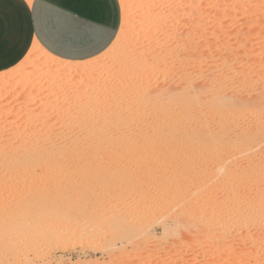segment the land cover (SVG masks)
I'll list each match as a JSON object with an SVG mask.
<instances>
[{"label":"rangeland","instance_id":"374dc122","mask_svg":"<svg viewBox=\"0 0 264 264\" xmlns=\"http://www.w3.org/2000/svg\"><path fill=\"white\" fill-rule=\"evenodd\" d=\"M120 5L119 34L78 71H72L73 61L37 47L30 50L40 52V60L20 68L29 50L0 71V151L12 145L21 146V156L43 150L36 168L29 164L33 175L19 159L13 184L26 192L40 179V193L61 202L65 217L44 243L28 241V258L35 264H264V220L257 225L252 208L264 197V0H120ZM168 29L177 34L171 42ZM175 40L183 48L175 47ZM190 40L212 42L199 47L206 48L202 69L211 67L217 77L224 73L241 108L235 114L231 108L234 120L224 127L187 130L191 140L182 144L169 140L174 109L166 93L180 95L194 77L201 78L185 54ZM169 43L177 51L156 64L154 54L167 51ZM61 66H68V76L53 69ZM133 73L142 79L132 80ZM254 98L260 99L255 115ZM113 99L121 101L113 107ZM218 134L220 141L212 142ZM49 142L63 143L60 163L49 161L54 156ZM158 145L162 149L156 150ZM221 151L230 156L218 157ZM231 163L237 175L246 174L244 182L228 178ZM243 184L251 198L242 196ZM244 205L250 219L235 220L239 215L232 214ZM212 208L221 213L210 214ZM219 217L228 223L217 224ZM205 220L217 237L193 236ZM75 223L77 229H92L81 235ZM39 250L49 256L36 259Z\"/></svg>","mask_w":264,"mask_h":264},{"label":"bare ground","instance_id":"6f19581e","mask_svg":"<svg viewBox=\"0 0 264 264\" xmlns=\"http://www.w3.org/2000/svg\"><path fill=\"white\" fill-rule=\"evenodd\" d=\"M168 30H169V42H171L172 40H174L176 32L174 30H171V29H168ZM195 30H196V28H194V31ZM199 32L201 34V29ZM121 33L122 32H120V34ZM167 33H168V31H167ZM167 33L163 32V35L165 34V38L167 37L166 36ZM195 33L197 34L198 31ZM118 34H119V32H118ZM197 37H198V35H197ZM165 38H163V39H165ZM198 38L200 39V36ZM161 39H162V37H161ZM194 40H196V39H194ZM192 41L190 40V42H192ZM187 42H189V41H187ZM193 42L194 43L196 42L195 46H194ZM193 42H192V44L186 43L187 44V47H186L187 51L185 52V54H186V57H188L187 58L188 60H189V58L193 59L192 69H193V71L195 70V71H198L200 73V75H198L199 78L201 77L200 80H197L195 77L194 78L191 77V78L195 79L196 81L193 80L194 81L193 84L188 83L190 85L189 86L190 89L188 87H186V86H188V85H186L183 92H181L180 95L172 97V95L166 93L167 101L172 103V107L174 109V116H173L174 118L170 119L169 123H168V126L170 128L169 140L173 141V142L179 141L182 144H184V142H186V141L191 140L189 138L190 135L186 133L187 130H192L193 128H201V127L208 125V124H213L216 127H224L228 123V121L234 120L233 114H235L236 110L238 112L239 109L241 108L238 97L235 94V91L232 90L231 86L227 84V77H226V75L225 76L223 75L224 73L221 74V75H223L222 77L220 74H218V75H220L219 76L220 78H219V77H217V75L215 76L213 74L214 72L210 71L212 69L211 67L210 68L208 67V70L203 71L204 67H202L203 65H201V62H203V61H199V60L201 57L203 59V57H204L203 55L206 54L204 52L205 49L210 48V46L212 47V42H211V45L209 42H208V45H204V43L206 41L204 43L202 42L203 44L201 42L197 43V41H193ZM161 43H162V46H164L163 42H160L159 44H161ZM173 43L175 44V47L178 45L176 40ZM157 45H158V43L156 44V46ZM170 46L172 47L171 43H169V45H168L169 48L167 51H164V50L161 52L156 51V53L154 54L155 55L154 60H155L156 64L165 61L164 55L166 53L168 55H170L169 52L173 51V50H170ZM31 47L32 48L37 47L38 49L45 52V54L50 55L37 42H33ZM178 47L183 48V46H180V45H178ZM199 47H201V48L206 47V48L201 50V49H199ZM175 50L173 52L177 51V50L176 51ZM181 50L182 49H180V51ZM30 51H31V53L25 57L23 62H21V63H23V66L21 67L20 64H19L20 66L18 65L20 68H24L27 66V64H29L35 60H38L39 56L42 57V54L40 52H38L36 54L34 52L36 50L32 51V49H31ZM39 53L41 55H38ZM205 59H206V57H205ZM85 61H87V59L73 61L74 66H73L72 71H78V69L80 68L82 63ZM211 61H213V59ZM223 62H224L223 59H222V63L219 62L222 66L221 68H225L227 66V64L225 62L224 63ZM211 63L216 64L218 62L214 61ZM211 63H209V61H208L207 65L208 64L210 65ZM164 64L167 65V63H164ZM53 65H52V67H53ZM205 65H206V63H205ZM212 66H213V68L214 67L216 68L215 65H212ZM217 66H219V65H217ZM53 69L56 72H61V73H66L67 71L70 72L69 71L70 69L68 68V66L56 67ZM190 70H191V68H190ZM201 71H203V72H201ZM67 74L68 73H66L64 76H68ZM135 75H136V77H135ZM131 76H129V78ZM198 76H196V77H198ZM137 77L139 79H142V75L140 73H139V75L134 74V77L132 76L131 78L133 80ZM136 80L137 79H135V81ZM190 81H191V79H187V81L185 80V82H190ZM193 81H191V82H193ZM179 82H180V80H179ZM185 84H187V83H185ZM170 85H172V84L170 83ZM143 89H144V87H143ZM168 89H170V88H168ZM171 89L173 90V88H171ZM121 96H120V99H121ZM259 100H260L259 98H254L251 100V106H252L251 108H252V112H254V113H252L253 115H255V113L258 112L257 104H258ZM106 101H108V100H106ZM117 101L118 100L113 99V101H111V103H112L111 106H113V102L116 103ZM120 101H118V102H120ZM122 101H124V100H122ZM108 104H109V101H108ZM119 104L121 105V104H123V102L119 103ZM111 106H109V107L112 108ZM231 108L234 111L233 114H232ZM92 122H94V121H91V124H92ZM161 123L162 122L158 121L157 125L161 126ZM132 129H133V133L136 134L137 130H135L134 128H132ZM239 131H241V130H239ZM218 136H219V134L214 135L212 142L217 143L218 141H220V138ZM58 144H63V143L60 142V143H56V144H51V142H49V144H48V148H50V149H48L49 150L48 153L51 152L52 155L54 154V156L49 159V161L50 162L52 161V163H60L64 158V152L61 150L60 145H58ZM244 145L245 144H242V146H244ZM61 146H63V145H61ZM159 146L160 145L156 146V150L162 149V147H159ZM20 147L21 146L12 145V146H10V148L8 150L4 149V151L3 150L0 151V183H2V182L8 183L11 181V183H9L11 185L0 187V264H35L32 261V259L28 258V255H27V252H28L27 247H29L28 241L31 239L35 242V244L44 243L43 241H46V239L50 235H52V234L55 235L58 232V229L60 227L58 223H60L62 221V219L65 218L64 215L60 212L61 207L59 208V205L61 204V202H59L60 204H58V202H55L54 199L51 200V199L45 198L43 196V194L40 193L39 189L37 188V186L39 184L38 182L40 181V179H39V181H36L34 184H32L30 186V189L26 192L19 191L17 189V187L15 186V184H13L14 183L13 176H14V174H16L18 172V168L21 167L19 159L25 160L24 162H22L24 164L23 167L28 170L27 172L29 174H32V175L35 174V170L34 169L29 170V168H31L29 166V164L33 165V167L36 168L35 165L38 164L39 159L40 160L42 159V155H40V154L43 153L42 152L43 150H41V151L40 150H37V151L32 150L29 153L27 152L23 156H21L22 154H19V152L21 151ZM181 150H183V148H181ZM221 152H223V151H221ZM230 153H231L230 151H227V153H224V152L223 153H217V156L219 154V156H221V158L222 157L225 158V156H227V155L230 156ZM51 154H50V156H52ZM186 160H188V159H186ZM219 164H221V163H219ZM233 166H235V163H231L230 167L228 168L229 170H228V173L226 174V175H228V178H230V179L235 178V179L239 180V182L240 181L244 182L247 179L246 174L243 172L240 175H237L235 173V171H233L231 168ZM183 167L179 170L180 173H183V171H184ZM222 167L220 166V168H222ZM230 169H231V171H230ZM219 177H221V176H219ZM219 177H217V178H219ZM224 177H227V176H224ZM235 179H233V180H235ZM231 181H232V179H231ZM177 182H179V181H177ZM180 183L178 185H180ZM188 183L190 184L189 181H188ZM181 185H182V183H181ZM184 185H187V184H184ZM184 185H182V186H184ZM242 189H243L242 196L246 199L251 198L252 195L250 194V191H248L246 184L242 185ZM221 202L224 204V201H221ZM223 204L220 206L222 207ZM215 206L217 207V204ZM198 207L199 206H196L195 208L201 209L200 207L199 208ZM221 207H219V209L212 208L213 210L209 211L210 214L215 213L214 211L216 209L220 210ZM246 208H247L246 205H244L240 210L237 208L238 209L237 211H239V214L234 211L237 214L234 213L232 215H237V216L239 215V216H238V218H236V216H234L233 218H235V220H236V219H240V217H242L241 218L242 220H244V219L249 220L250 215L244 214L246 211ZM252 208H254L253 210H255V212L257 213V216H258L255 219L253 218V220H254V222L257 223V225H260L262 219L264 220V197L260 198L259 200L254 201ZM192 210L194 211V206L192 207ZM228 210L229 209H227V211ZM196 211H198V210H196ZM201 211H205V210H201ZM220 211L219 212L217 211L216 213H221ZM229 212H231V211H229ZM196 214H197V212H196ZM210 214L208 215V218L210 217ZM199 215L200 214H198V216L195 215V217L197 216L196 218H198V217L201 218L202 216H199ZM212 215H214V214H212ZM225 215H227V214H225ZM65 216H66V213H65ZM221 217L217 218L219 220L217 224H219V225H223L224 222H227L226 219H225L226 221L225 220L223 221V219L220 220ZM231 217L232 216H230V217L228 216V218H231ZM261 217H262V219L260 221ZM202 219H204V218H201V221H202ZM214 221H213V223H214ZM84 223L85 222H83L82 224H84ZM89 223H88V225H89ZM78 225H80V227H81V224H78ZM84 226H86V225H84ZM76 227H79V226H76V223H75L74 228H76ZM200 227H201L200 230L199 229H198V231H197V229L194 230V231H197L198 233H194L193 236L194 235L196 236V234H197L199 236L200 235H202V236H207V235L210 236L211 235L212 237H217V235L219 234V233H217V231H215L214 233L210 232L211 224H210L209 220L208 221L205 220L204 225L203 226L200 225ZM90 228L91 227L89 226L88 229H90ZM78 229L80 230L81 235H83L84 233H87V235H88V231H90L88 229H87L88 231L84 230L83 228H81V229L78 228ZM78 229H77V231H79ZM82 229L84 231H87V232L82 233L83 232V231H81ZM241 236H243L245 238V240L248 238V235L244 231H241ZM198 238H200V237H198ZM192 247H194V246H192ZM34 248H36V247H34ZM194 249L196 250L197 247H194ZM158 255L159 254L157 253L156 256H158ZM34 256L36 257V259L38 258L41 260V259L47 258L49 255L47 254V252L45 254L39 250L38 252L34 253ZM160 256L162 258L161 253H160L159 257Z\"/></svg>","mask_w":264,"mask_h":264},{"label":"crops","instance_id":"0c3cea01","mask_svg":"<svg viewBox=\"0 0 264 264\" xmlns=\"http://www.w3.org/2000/svg\"><path fill=\"white\" fill-rule=\"evenodd\" d=\"M121 21L120 0H0V71L33 42L61 60L93 58L112 44Z\"/></svg>","mask_w":264,"mask_h":264}]
</instances>
